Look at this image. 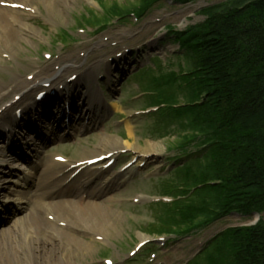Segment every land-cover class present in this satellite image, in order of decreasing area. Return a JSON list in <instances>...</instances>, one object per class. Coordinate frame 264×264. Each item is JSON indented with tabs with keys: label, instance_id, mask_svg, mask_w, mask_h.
<instances>
[{
	"label": "trees",
	"instance_id": "trees-1",
	"mask_svg": "<svg viewBox=\"0 0 264 264\" xmlns=\"http://www.w3.org/2000/svg\"><path fill=\"white\" fill-rule=\"evenodd\" d=\"M162 1L104 6L103 19L141 15ZM200 14V24L171 32L184 50L179 71L161 67L144 84L155 93L148 105L168 106L156 121L180 134L174 147H204L160 185L162 195L188 197L156 206V235L188 234L233 212H264V0H225ZM205 251L198 264H264L263 220L223 232Z\"/></svg>",
	"mask_w": 264,
	"mask_h": 264
},
{
	"label": "rangeland",
	"instance_id": "rangeland-1",
	"mask_svg": "<svg viewBox=\"0 0 264 264\" xmlns=\"http://www.w3.org/2000/svg\"><path fill=\"white\" fill-rule=\"evenodd\" d=\"M223 1L225 0H196L191 4V8H188L190 5L179 6L163 2L137 21L132 17L122 21L110 20L105 31L97 34L90 27L85 28L83 34H78L77 30L80 29L79 25L86 26L87 22L90 23V18L95 15L90 11L91 8L100 12L97 5L100 0H67L65 5L55 3L52 12L48 11L47 0H31L29 3V6L37 8L41 15L36 18L38 21L23 17L25 29L29 33V41L16 43L18 45L15 48L17 61L21 65L25 66L28 63V58L38 57L42 61L43 52L57 55L60 57V61L64 56L73 55L76 57V55L87 54L86 65H90L100 57L113 56L119 50L120 45L132 48L140 46L143 49L141 55L132 58L129 67L124 66L123 68V65L118 66L119 64H117V68L112 67L110 79L114 81V77L119 79L120 76L121 79L113 87L108 85L106 87L107 102L105 106L108 111L101 112L103 117L101 124L104 127V132L117 136L127 142L129 146L144 148L146 145H150L155 151V156L150 165L145 166L136 174L132 182L130 181L118 191L102 197L100 201L111 199L109 205L106 203V209L112 215L119 214L120 219L118 217L119 220L115 223L116 229H114L112 237L107 238L110 243L103 242L107 248L102 246L103 243L93 242L97 250L90 256L77 258L76 263L103 264L101 258L107 257L111 258L115 264H140L136 260L129 259L128 252L141 238H155L150 234V228L155 224L159 208L146 205L150 200L158 197L160 177L173 168V166H169L170 158L173 155V151L170 149L177 142L175 139L177 133L172 131L174 126L169 128L167 126L166 129L151 115L136 114L140 112L142 109L140 107L144 103L141 99L134 100V97L141 93L143 88L131 74L145 65L150 66L152 61L149 62V58L151 57L153 60L156 54H159V57L165 61L164 59L176 52L178 46L174 42H169L171 37L169 38L166 30L167 26H173L179 31L184 30L187 26L198 25L205 19V16L199 13L202 9ZM103 2L106 5H111L114 2L120 5L125 4V0H103ZM235 15L241 17L237 11ZM97 16L100 17V15ZM84 18H88V21L84 22ZM156 19L161 21L157 23ZM228 20L231 21V18L225 19V21ZM45 23L50 26L46 27ZM61 30H65L69 35L65 41L59 37ZM156 36L160 39L154 40ZM60 42L64 47L60 46ZM90 45L100 46V49ZM50 61H43L41 67L49 64ZM172 61L176 62L175 58H172ZM180 62L182 63V60ZM13 66L15 67L14 64ZM24 68V70L19 69L22 77L30 72L29 68ZM12 74L17 77L18 73L15 70L10 71L5 61L0 62V78L9 82ZM108 81L107 78L106 82ZM126 126L129 128L130 134ZM100 134V131H92L78 135L73 140H62L50 146L49 152L50 154L60 153L74 161L89 157L91 155L89 151L98 143ZM124 161L120 160L119 162ZM166 166L167 168L164 169ZM137 197L141 198V202L135 205L132 200ZM259 219L264 222V212L249 216L231 214L197 236L201 237L204 245L211 237L228 227H250L255 225ZM195 237L176 239L174 244H167L165 247H160L155 242L152 246V253H155L156 257L150 264H184L200 250L195 246ZM143 257L144 263L141 264H145L148 254H143Z\"/></svg>",
	"mask_w": 264,
	"mask_h": 264
},
{
	"label": "bare ground",
	"instance_id": "bare-ground-1",
	"mask_svg": "<svg viewBox=\"0 0 264 264\" xmlns=\"http://www.w3.org/2000/svg\"><path fill=\"white\" fill-rule=\"evenodd\" d=\"M30 2L31 0H0V3L19 4L33 9L29 6ZM66 2L67 0H47L46 5H48V11L52 12L55 3L65 5ZM18 14L17 11L0 8V62L1 57L7 55L8 59L15 64L17 71L18 69L24 70V66L17 61L15 48L18 45L16 43L29 41L28 33L27 35L20 33V28L26 26L25 21ZM23 31L26 32L25 29ZM81 61L83 60L74 56H64L57 71L49 65L38 71L28 67L31 68V72L25 78L18 75L15 77L12 74L8 84L0 82V111H2L0 113V139H3L2 146L0 145V208L6 209L10 218L9 223L0 224V264H76L77 258L81 259L93 254L97 249L89 240L94 237H102L104 240L112 237L116 229L115 223L120 219L119 214L112 215L106 209V203L108 204L111 199L99 200L104 195L118 190L122 186L121 183H126L133 173L140 169L134 168L121 175L115 173L109 175L107 172L102 174L100 170L88 168L81 171L72 181L71 186L64 185L69 173L63 174V172L70 164L124 149H130L133 152L132 158H138L136 167L142 161L149 163L154 159L155 151L150 145L144 148L129 146L117 136L104 132L101 127L98 143L89 151L91 154L89 157H83L61 166L50 164V157L47 161L43 160L47 146L53 138L55 140L57 130L53 127L43 128L44 132L37 122L34 125L31 124L29 114L33 111L37 112L35 116L39 113L44 119L49 118V114L45 111L47 104L42 103V106L38 105L34 108L33 97L42 90L40 83L48 82L57 87L64 85L68 93L65 101L69 102L72 109V124L83 123L88 116L90 120L88 124L91 129H94L97 121L101 119L95 110V106L98 108L101 105L99 104L101 100L94 98V91L86 88L81 78L79 80L77 78L72 83V87L66 83L67 79L74 74L71 72L66 75V73L69 70H79ZM56 64L59 63H54ZM98 66L99 64L96 63L95 67L89 66L81 72L83 79H91ZM31 74L33 80L27 81L26 77ZM9 88L12 89L9 91ZM15 95L21 96L15 102L16 104L12 105L10 101ZM76 97H79V100L83 99L80 106L75 101ZM52 99L50 104H57V100ZM94 100L97 103H93ZM19 108L22 109L21 121L12 123L14 112ZM79 109L84 115H78ZM15 124L32 130V133L48 144L39 146L31 142V137L30 139L22 137L14 130ZM89 126L85 130L81 126L80 130L86 132ZM126 127L129 133V128ZM6 128L11 132H6ZM80 130L76 134L80 133ZM5 141L11 145L9 150L3 146ZM12 151L24 154L26 161L23 164L27 165L30 162L28 169H23L22 165L18 167L12 160H9L11 158L7 157L6 153ZM98 181L101 183L95 189H91V184ZM49 215L54 217L55 222L47 220ZM57 222L65 224L66 227H59ZM144 239L141 238V240Z\"/></svg>",
	"mask_w": 264,
	"mask_h": 264
}]
</instances>
